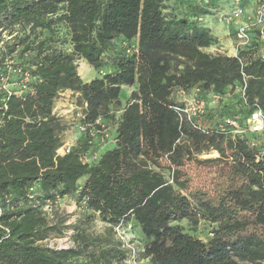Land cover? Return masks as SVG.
I'll list each match as a JSON object with an SVG mask.
<instances>
[{"label": "trees", "instance_id": "1", "mask_svg": "<svg viewBox=\"0 0 264 264\" xmlns=\"http://www.w3.org/2000/svg\"><path fill=\"white\" fill-rule=\"evenodd\" d=\"M222 1L0 0L9 92L0 89V264H123L119 223L138 229L144 264H264V166L249 147L260 136L219 130L227 117L245 127L256 106L264 115V60L256 41L236 55L206 52L217 38L203 19L218 20ZM79 60L98 73L90 81ZM244 77L245 102L236 92ZM64 90L83 103L78 125L116 119L113 148L93 158L101 133L88 128L56 155L62 126L52 109ZM180 91L224 102L186 120L175 110ZM230 93L235 102L224 100ZM67 196L106 227L77 229L74 247L51 248L43 240L63 233L55 201ZM199 220L211 227L205 238L192 233Z\"/></svg>", "mask_w": 264, "mask_h": 264}, {"label": "rangeland", "instance_id": "2", "mask_svg": "<svg viewBox=\"0 0 264 264\" xmlns=\"http://www.w3.org/2000/svg\"><path fill=\"white\" fill-rule=\"evenodd\" d=\"M225 4V1L221 2V5H224V9L227 8L228 2ZM250 2H253L254 0H249ZM230 3V2H229ZM243 6H245V3L241 2ZM211 17L215 18L214 15L211 14ZM246 18V13L244 11V14L238 18L239 21H244ZM223 23V22H222ZM224 24V23H223ZM233 23L231 24V27H233ZM224 27L218 28V38L215 44L212 46H209L206 49V52L208 51L211 54H218V53H230L232 52L233 47V38L231 37V34H229V29L226 28V24H224ZM83 62L86 66V70L84 72H79L80 63ZM78 65V75L82 76L83 81H90L92 78L96 76V71L92 68L88 71L87 68L90 67L88 64H86L83 60H79L77 62ZM82 72V73H81ZM132 90V87L126 88L122 87L119 92V99H120V105L117 107L118 110L115 112V118L119 115V110L121 108V103L124 105L126 103V100L128 99V94ZM188 94H195L193 91ZM58 99L56 101L55 107L57 108L58 113L60 115L58 116L61 122L62 130H61V138L63 141V144H69L73 146L76 143L77 137L80 135L81 131L78 129V123L79 118L78 114L83 113L81 109L83 108V103L80 100V97H78L77 94L69 91L64 90L58 95ZM181 99V95H179V101ZM227 99H230L232 101H236L235 94L230 93L224 97V100L227 101ZM205 103L209 102V105H218V102L221 103L224 102L223 100H217V98H214V96L210 99L208 98V101L206 99ZM109 119V120H101L100 123L103 124L104 132L107 133V137H105L104 140L97 142L98 150L97 155L99 152H102L107 149L113 148V136L115 131V121L116 119ZM99 133V132H97ZM216 153L210 152L207 155H203L202 157H209V156H215ZM195 182L198 184H207L208 180L205 175L201 174L200 172L196 174ZM55 205H57L60 213L64 215L65 221L64 224L65 228L63 229V233L61 235H55L52 234L48 238L44 239V243L47 244L49 247H55V248H64L68 249V247H74L75 246V234L77 229H83L86 233L90 235H99L104 231V228L106 227L105 224H103L100 220L97 218H94L92 220H87L88 218L84 215H82L83 210L76 207V204L74 202V199L70 196L58 198L55 201ZM43 209L50 215L51 214V207L49 204L44 205ZM51 216V215H50ZM180 223L189 231H191L190 223L183 219L180 221ZM210 226H207V223H205L203 220H199L198 224L195 226V231L192 232L194 235H197L201 238H205L206 235H208V231L210 230ZM128 237L132 241V245L135 246V248H139V243L141 242L140 239V233L137 228H132L128 232ZM139 264H144V260H139Z\"/></svg>", "mask_w": 264, "mask_h": 264}, {"label": "built area", "instance_id": "3", "mask_svg": "<svg viewBox=\"0 0 264 264\" xmlns=\"http://www.w3.org/2000/svg\"><path fill=\"white\" fill-rule=\"evenodd\" d=\"M253 8L251 13L248 14L246 12L245 7L241 4L240 0H233L229 9L218 10L217 16L218 20L226 25L232 22H238V18L246 13V20L239 21L236 25V31L233 38V51L232 55H236L239 51V48L244 46L251 45L252 41H256V54L261 59L264 60V0H254L253 1ZM2 35L6 39H10L12 36H8L2 32ZM1 44V41H0ZM28 78L27 74L23 76V82H25ZM2 80V79H1ZM0 89L3 91L8 92V84L5 81H1ZM246 85L245 77L243 80L242 85L236 89L241 95L242 100L245 102L244 96V88ZM24 87V86H22ZM181 99L180 102L182 105L180 107H176L175 110L180 111V117L185 118L186 120H192L193 116L200 115L205 112V100L199 98L196 94H187L183 91H180ZM214 98H219L218 96L214 95ZM56 105V104H55ZM52 113H55L56 116H59L57 108L54 106L52 109ZM83 113L78 114V117L81 118ZM97 120L96 123H98ZM100 129L94 128L93 126L87 124L78 125V129L80 131H85L89 128V132L91 136H95L97 132L101 133L99 137V141H102L107 137V133L104 132L103 124L100 122ZM245 127H242L238 124L237 120L234 118H225L222 124H219V130L221 132L225 131L232 135H239L241 136L243 133L250 132L254 135L260 136V140H252L249 142V147L252 149H258L256 153V162L261 161L264 166V115L260 108L257 106L255 109L249 114V116L245 119ZM261 141V142H260ZM259 147V148H258ZM71 148L69 144H62L60 148L56 150V155H63L66 154ZM97 153H93L92 157L95 158ZM114 229V236L120 242V246L122 249L126 251L127 257L123 261V264H139L138 260V249L132 245L131 239L128 237V232L132 229L130 225H124L119 223L115 225Z\"/></svg>", "mask_w": 264, "mask_h": 264}, {"label": "crops", "instance_id": "4", "mask_svg": "<svg viewBox=\"0 0 264 264\" xmlns=\"http://www.w3.org/2000/svg\"><path fill=\"white\" fill-rule=\"evenodd\" d=\"M253 2H250L249 0H245V9H246V12L251 13L252 11V8H253ZM246 20V19H244ZM203 23L205 24V26H207L209 29H211V32L212 34L218 38V28L220 27H224L225 25L223 23H221L219 20H216L215 18L211 17V15H206V17H204L203 19ZM238 22H235V25H237ZM225 28V27H224ZM227 28V27H226ZM233 48V47H232ZM233 51V50H232ZM232 52L230 53H227V54H231ZM86 63V62H85ZM90 66V65H89ZM91 67H88L87 70L89 71ZM82 78V76H80Z\"/></svg>", "mask_w": 264, "mask_h": 264}, {"label": "bare ground", "instance_id": "5", "mask_svg": "<svg viewBox=\"0 0 264 264\" xmlns=\"http://www.w3.org/2000/svg\"><path fill=\"white\" fill-rule=\"evenodd\" d=\"M85 70H86V66L84 65L83 62H81V63H80V67H79V72H80V71L84 72ZM82 72H81V73H82Z\"/></svg>", "mask_w": 264, "mask_h": 264}]
</instances>
